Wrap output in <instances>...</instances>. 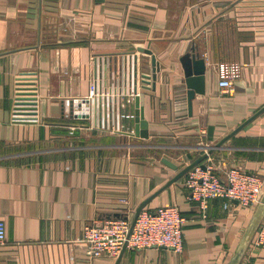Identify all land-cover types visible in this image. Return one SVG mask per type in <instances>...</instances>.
Instances as JSON below:
<instances>
[{
	"label": "crops",
	"instance_id": "1",
	"mask_svg": "<svg viewBox=\"0 0 264 264\" xmlns=\"http://www.w3.org/2000/svg\"><path fill=\"white\" fill-rule=\"evenodd\" d=\"M141 48L158 66L155 81L138 80L149 137L72 132L67 125L87 122L69 112L70 100L89 94L92 56L137 53L139 74L152 73L153 56ZM192 48L207 70L190 112L181 58ZM219 61L243 65L233 94L219 86ZM31 80L42 95L41 122L15 121L18 85ZM263 107L264 0H0V219L7 226L0 264H116L118 257L86 256V224L133 218L182 168L183 154L195 160ZM128 109L136 111V99ZM208 160L263 174L264 111ZM184 180L145 206L180 207L188 219L184 250L127 247L119 264H228L254 210L236 201L226 209L217 198L204 217ZM255 238L240 264H264Z\"/></svg>",
	"mask_w": 264,
	"mask_h": 264
},
{
	"label": "built area",
	"instance_id": "2",
	"mask_svg": "<svg viewBox=\"0 0 264 264\" xmlns=\"http://www.w3.org/2000/svg\"><path fill=\"white\" fill-rule=\"evenodd\" d=\"M92 59L96 61L97 67L90 82L89 94L86 96L91 100L89 117H75L70 111L69 115L72 117L87 122L67 126L72 132L76 129L98 130L135 138L132 122L136 115L128 107L140 95L139 75L140 84L144 87L151 83L152 73L139 74L140 58L137 53L127 56L126 59L115 60L109 55H94ZM216 68L219 86L227 93L233 94L236 90L235 81L240 78L243 65L238 61H219ZM31 81L28 82L29 85L23 82L18 85L13 113L15 121L41 122L39 105L42 95L39 94L34 80ZM76 110L81 114L84 112L80 107H76ZM130 146H133V143ZM189 162L188 160L186 164ZM204 164L206 167L201 164L192 167L185 174L184 180L188 197L199 202L204 217L207 215L210 201L217 198L224 200L226 209L230 208L234 201L246 208H256L264 192V173L239 166L218 169L211 160ZM132 219L126 215L86 224L81 237L86 256L91 259L104 255L118 257L125 245L138 249L166 247L177 252L184 250L185 224L188 219L176 204H164L154 210L144 208L133 228ZM6 238V222L0 219V244L5 243ZM255 242L260 246L264 245V218L257 230Z\"/></svg>",
	"mask_w": 264,
	"mask_h": 264
},
{
	"label": "water",
	"instance_id": "3",
	"mask_svg": "<svg viewBox=\"0 0 264 264\" xmlns=\"http://www.w3.org/2000/svg\"><path fill=\"white\" fill-rule=\"evenodd\" d=\"M143 51H145L148 54H152V77L154 81L157 78V61L155 55H153L152 50L148 48H141ZM184 73H185V82L188 86V106L190 112H192L193 108V99L197 92H204L205 86H204V78L207 70V64H206V58L202 55V53L197 50L196 48H192L191 51L185 53L181 58ZM91 105V100L89 98H74L70 100V111L73 113V116L75 117H89V109ZM136 106L137 109L135 111V135L137 137L141 138H148L149 133V122L145 118L144 108L140 105V97H136ZM76 107H80L84 110L83 114H81L78 110H76ZM264 111V107L261 108L256 114H254L251 118H249L247 121L242 123L240 126L235 128L230 134L225 136L222 140H220L215 146L209 147L208 151L205 152L203 155L199 156L195 160H192L189 162L186 166L180 168L178 172L173 176L170 180L166 182L161 188H159L157 191H155L153 194L148 196L146 199H144L139 206L137 207L135 214L132 219V228L136 222V219L139 215V213L145 208L146 204L153 199L159 192H161L163 189L168 187L169 185L176 182L178 179H180L182 176H184L192 167H194L197 164H201L203 167H206L204 164V159L208 157L209 154L213 152V150L216 147L221 146L228 138H230L232 135L237 133L239 130H241L249 121H251L254 117H256L258 114ZM162 161L167 164L168 166L178 169L179 165L173 162L172 160L162 157ZM264 218V192L262 194L260 202L257 204L256 208L253 211V214L250 218V221L240 239L238 242L228 264H240L247 249L249 248L251 242L253 241L256 232ZM126 245L124 246L123 250L121 251L120 255L118 256L117 263L119 264V261L126 249Z\"/></svg>",
	"mask_w": 264,
	"mask_h": 264
},
{
	"label": "rangeland",
	"instance_id": "4",
	"mask_svg": "<svg viewBox=\"0 0 264 264\" xmlns=\"http://www.w3.org/2000/svg\"><path fill=\"white\" fill-rule=\"evenodd\" d=\"M180 161H182L183 162V164H182V166L181 167H184V166H186L187 164V162H185L186 161V157L184 156V154L182 155V157H181V160Z\"/></svg>",
	"mask_w": 264,
	"mask_h": 264
}]
</instances>
